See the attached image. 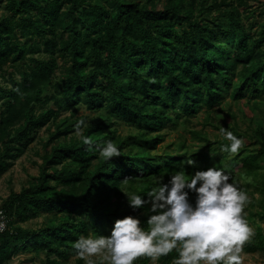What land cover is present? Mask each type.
Masks as SVG:
<instances>
[{
	"label": "trees",
	"instance_id": "16d2710c",
	"mask_svg": "<svg viewBox=\"0 0 264 264\" xmlns=\"http://www.w3.org/2000/svg\"><path fill=\"white\" fill-rule=\"evenodd\" d=\"M4 1L0 73L13 83L0 82V174L46 119L80 104L96 112L81 135L95 144L111 139L121 154L106 159L69 135L86 115L48 129L38 176L0 206L10 219L0 232V264L18 248L43 252L55 264L76 253L79 236L109 234L118 217L146 221L128 204L123 186L143 194L154 178L180 170L190 177L192 166L181 168L188 157L198 168L226 166L238 185L248 177L264 190V119L251 131L213 124L241 139L234 154L221 152L224 136L211 140L194 128L193 138L206 139L202 148L153 152L164 130L187 125L205 106L208 118L228 98L252 101L251 110L264 112V24L245 23L254 13L248 0ZM42 47L49 51L45 58L36 56ZM58 69L63 75L56 76ZM121 120L135 131L119 133ZM43 211L52 216L38 229L13 224L14 217L25 221ZM257 215L264 219V208ZM256 227L243 245L247 252L264 250V233ZM174 255L161 260L169 264ZM150 261L140 256L133 264Z\"/></svg>",
	"mask_w": 264,
	"mask_h": 264
},
{
	"label": "clouds",
	"instance_id": "9594fccd",
	"mask_svg": "<svg viewBox=\"0 0 264 264\" xmlns=\"http://www.w3.org/2000/svg\"><path fill=\"white\" fill-rule=\"evenodd\" d=\"M84 124L77 120L74 129L88 150L106 159L121 154L111 139L95 144L81 135ZM220 132L228 141L220 145L221 152L236 153L241 139L224 128ZM195 165L188 157L181 168L192 166L190 177L175 171L166 179L158 177L143 194L125 192L130 207L146 215V221L129 214L116 218L107 235L79 236L72 247L84 264L97 259L101 264H133L140 256L155 261L173 251L171 264H242L243 245L254 232L244 212L248 194L226 166Z\"/></svg>",
	"mask_w": 264,
	"mask_h": 264
},
{
	"label": "rangeland",
	"instance_id": "374dc122",
	"mask_svg": "<svg viewBox=\"0 0 264 264\" xmlns=\"http://www.w3.org/2000/svg\"><path fill=\"white\" fill-rule=\"evenodd\" d=\"M249 9L253 10L254 13L250 14V17L245 19L246 24H253L255 28H260L264 24V0H248ZM5 1L0 0V18L6 12ZM244 11V8L241 7ZM247 12V11H246ZM245 13V12H244ZM49 54L43 47L40 53L36 54L41 58H45ZM63 75L61 70L58 69L56 76ZM18 78L19 76L16 75ZM58 79V77H55ZM0 82H4L12 86L13 81L10 79L8 73H0ZM2 98L0 97V106ZM251 102H247L245 99L233 100L228 98L222 105L216 106L210 110V116L207 117L205 107L201 109L196 116L191 117L190 122L187 125H178L176 128H169L164 130L166 132L165 140L158 144V147L153 152L163 153L165 149H169V153L174 150H179L182 147H186L190 150L202 148L206 142V139L193 138L189 129L194 128L203 130L206 136L211 140L220 139L223 134L220 129L216 128L215 125L224 126L225 122L230 124L236 123L243 130H253L259 121L264 119V112L260 110H251ZM95 111L89 109L86 105L80 104L76 106V109H62L59 114L50 119H46V122L39 127V131L35 134L33 141L23 151L21 156L17 158L14 163L3 173L0 174V206L10 195L12 191L19 192L22 187L29 185L33 179L38 176L40 172V165L43 162L42 154L44 153L45 141L48 138L49 131L55 130L58 125L64 122L67 118L77 119L81 116H88L85 124H89ZM252 115L254 119L251 120ZM169 125L172 122L168 123ZM215 124V125H213ZM118 131L122 134H127L130 131H135V127H130L122 120L117 123ZM83 131V128H82ZM76 134L75 130L69 132V135ZM77 135V134H76ZM62 139V138H61ZM60 139V140H61ZM240 148H242L240 146ZM239 148V149H240ZM60 166V165H59ZM239 174H236L238 176ZM239 178V176L237 177ZM157 178H154L153 182ZM248 194V202L245 206L244 212L249 225L253 228L254 232L257 228L262 229L264 233V219H260L257 215L258 211L264 208V190L261 189V185L252 181L248 177H240V184L238 185ZM123 192L127 198V193H133L131 190L123 186ZM194 196V194H191ZM52 213L48 211L40 212L37 215H30L25 221L20 220L18 217L13 218L14 226H22L29 229H38L44 226L51 218ZM243 257L242 264H264V250L259 249L255 252H247L242 248ZM55 255H52V258ZM57 258V257H56ZM80 257L75 252H70L67 255L58 257V261L55 264H79L78 259ZM3 264H50L47 262V256L43 252H36L35 250H26L24 248H18L12 252L7 261ZM84 260L82 259V263ZM96 264H101L100 260H96ZM107 264V262H104ZM149 264H167L159 257L155 261H150ZM171 264V263H169Z\"/></svg>",
	"mask_w": 264,
	"mask_h": 264
},
{
	"label": "built area",
	"instance_id": "2783aa9c",
	"mask_svg": "<svg viewBox=\"0 0 264 264\" xmlns=\"http://www.w3.org/2000/svg\"><path fill=\"white\" fill-rule=\"evenodd\" d=\"M9 216L4 211V209L0 208V232H3L8 228L9 225Z\"/></svg>",
	"mask_w": 264,
	"mask_h": 264
}]
</instances>
